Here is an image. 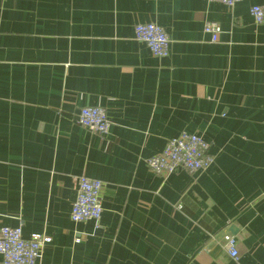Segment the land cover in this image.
<instances>
[{
  "label": "crops",
  "instance_id": "1",
  "mask_svg": "<svg viewBox=\"0 0 264 264\" xmlns=\"http://www.w3.org/2000/svg\"><path fill=\"white\" fill-rule=\"evenodd\" d=\"M262 4L0 0V228L47 237L37 264H264ZM144 23L167 57L134 39ZM83 107L105 110L107 134L78 125ZM181 133L209 144L211 166L152 173L145 160ZM79 176L103 183L98 226L70 220Z\"/></svg>",
  "mask_w": 264,
  "mask_h": 264
},
{
  "label": "built area",
  "instance_id": "2",
  "mask_svg": "<svg viewBox=\"0 0 264 264\" xmlns=\"http://www.w3.org/2000/svg\"><path fill=\"white\" fill-rule=\"evenodd\" d=\"M219 2L232 8L242 0H205ZM249 14L257 25H264V4L254 5ZM221 29L217 23L206 22L203 33L216 43ZM134 39L144 44L151 55L165 58L169 54L170 40L164 29L153 23L137 24L133 30ZM77 123L89 132L99 135L108 133L111 123L106 112L100 107H83L77 116ZM213 157L209 154V144L200 136L181 133L177 138L169 140L163 151L145 160L147 168L154 174L168 177L178 171L189 173L203 172L211 166ZM76 197L70 211V220L74 223L92 221L97 226L102 215L101 192L103 183L98 180L79 176L74 179ZM50 240L42 235H34L30 239L22 237L21 227L0 228V257L2 264H37L43 247ZM224 248L229 257L236 260L238 251L236 239L231 234L222 238Z\"/></svg>",
  "mask_w": 264,
  "mask_h": 264
},
{
  "label": "water",
  "instance_id": "3",
  "mask_svg": "<svg viewBox=\"0 0 264 264\" xmlns=\"http://www.w3.org/2000/svg\"><path fill=\"white\" fill-rule=\"evenodd\" d=\"M229 231H230V233H232L233 235L236 234V233H235V228H234L233 226L230 227Z\"/></svg>",
  "mask_w": 264,
  "mask_h": 264
},
{
  "label": "trees",
  "instance_id": "4",
  "mask_svg": "<svg viewBox=\"0 0 264 264\" xmlns=\"http://www.w3.org/2000/svg\"><path fill=\"white\" fill-rule=\"evenodd\" d=\"M192 191H195V192H198V189L197 188H194L190 191V194L192 193Z\"/></svg>",
  "mask_w": 264,
  "mask_h": 264
}]
</instances>
